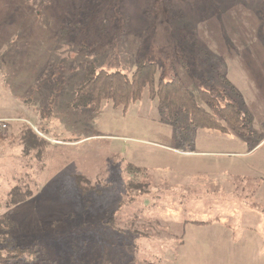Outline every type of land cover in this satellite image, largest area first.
I'll return each instance as SVG.
<instances>
[{
	"label": "rangeland",
	"instance_id": "obj_1",
	"mask_svg": "<svg viewBox=\"0 0 264 264\" xmlns=\"http://www.w3.org/2000/svg\"><path fill=\"white\" fill-rule=\"evenodd\" d=\"M139 61L247 131L169 122L147 89L71 106L89 64ZM0 220L37 250L18 264H264V0H0Z\"/></svg>",
	"mask_w": 264,
	"mask_h": 264
},
{
	"label": "trees",
	"instance_id": "obj_2",
	"mask_svg": "<svg viewBox=\"0 0 264 264\" xmlns=\"http://www.w3.org/2000/svg\"><path fill=\"white\" fill-rule=\"evenodd\" d=\"M106 22L109 23V19ZM155 76L156 64L150 61H139L130 78L121 71H107L89 64L75 90L71 106L79 108L91 105L92 110L96 112L102 102L110 100L114 107H121L125 110L130 104L138 101L144 89H147L149 97L156 98L164 108L169 122L176 119V113L180 110L189 115L190 123L194 127L216 130L221 133L231 131L234 134L247 131L248 115L241 113L237 104L230 101L227 95L225 96L229 99L221 105L217 103L213 90L199 92L203 102L216 107L220 115V120H218L197 104L192 93L177 76H173L170 81L160 79L157 83H155ZM221 96L223 99L224 95L221 94ZM28 141L29 143L25 142L27 145L34 144L33 140ZM134 170L138 171L136 168ZM78 180L80 178L77 182ZM9 195L13 203L23 200L15 189L11 190ZM191 223L203 225L210 222L193 221ZM9 224H5V220H0V262L10 261L12 264H18V261L22 259L24 263H29L30 259L37 254V250L10 247L8 245L10 243L8 240ZM3 243L6 245L4 246Z\"/></svg>",
	"mask_w": 264,
	"mask_h": 264
}]
</instances>
